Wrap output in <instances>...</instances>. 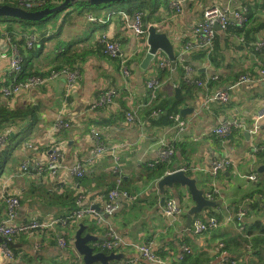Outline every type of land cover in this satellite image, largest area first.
I'll return each instance as SVG.
<instances>
[{
  "label": "crops",
  "instance_id": "crops-1",
  "mask_svg": "<svg viewBox=\"0 0 264 264\" xmlns=\"http://www.w3.org/2000/svg\"><path fill=\"white\" fill-rule=\"evenodd\" d=\"M183 5V15L174 16L169 3L144 20L146 23H159L155 26L169 35L178 58L172 78L161 81L154 94L147 88L146 80L159 77L161 68L158 58L142 65L148 52L147 35L136 37L126 29L120 17L102 23L89 21L87 14L82 22L73 17L71 23L64 24L66 16L73 10L68 8L62 13L56 28L41 33L35 51L28 56L25 54L32 71L48 73L65 55L80 53L73 56L72 67L77 68L81 76L71 89L67 88L66 78L60 77L13 99H5L0 93L2 104L18 106L32 103L40 108V120L34 132L12 152L0 176V220L6 215L3 194L20 197L21 205L14 224L63 217L78 206L97 205L96 209L101 210L116 180L117 175L112 168L117 156L123 173V190L128 191L131 197L122 199L118 210L104 214V222L95 218L82 219L80 223L88 226L84 234L92 233L100 239L107 224H111L129 241L151 244L152 250L160 256L163 253L171 255L170 251L173 254V247L179 255L181 245L186 243L184 240L189 239L186 244L193 249V253L203 251L217 255L213 264H226L219 255V243L241 232L228 218L235 217L237 208L247 195L264 187V148L253 152L256 146L264 147V117L259 123L258 133H250L254 117L264 104V81L256 78L230 89L227 103L205 104L207 92L191 85L181 90L190 99L177 101L174 89L184 75L185 63L193 65L200 78L218 75V82L212 84V91L231 86L240 74H256L264 63V51H255L250 42L264 37V0H184ZM240 5H246L249 10L251 18L247 29L243 32L235 26L227 30L216 29L215 49L209 56L203 54L201 59L194 57L196 53H180L182 45L192 37L194 24L203 18L207 8L233 9ZM129 6L112 10H128ZM84 22L97 25V28L93 33V29H86L85 35L82 33ZM61 24L64 25L58 32ZM65 25L69 29L64 34ZM103 33L122 44L121 52L129 58L128 77L122 74L120 58L103 52L100 43ZM41 57L48 60L43 61ZM10 58L9 42L0 36V88L11 81ZM160 58L168 59L163 53ZM168 67L172 70L171 63ZM110 89L116 91L113 101L92 109L94 100ZM163 103H167L168 110H171L168 114L165 111L157 116L150 115L157 107L162 108ZM184 105L193 107V111L185 117L180 113ZM126 111H133L137 121L128 122ZM59 118L70 121L71 127L54 130V123ZM230 118L239 119L246 129L236 130L226 138L213 134L215 126ZM92 126L105 144L106 151L102 155L95 153L96 144L90 133ZM247 131L250 134L248 137ZM161 141L174 144L176 153L163 169L150 176V163L158 157ZM55 146L60 147L62 158L60 167L52 174L48 169V158ZM223 157L230 158L233 167L216 177L211 176L208 172L211 161ZM26 160L31 162V166L23 171L21 164ZM37 162L41 163L42 169H35ZM78 162L84 164L87 170L83 179L71 171ZM183 167H187L190 177L198 179L200 188L206 191L219 189L218 196L214 198L218 201L217 206L206 207L202 214L195 216L201 219L210 216L219 218L221 226L216 230L195 235L185 227L186 213L176 218L165 214L157 183L167 173ZM252 172L260 174L259 184L247 179L246 176ZM165 191L168 192L166 198H176L187 209L195 204L186 187L176 184L166 186ZM65 195L70 198L72 195L74 199L68 198L62 203L58 197ZM253 216L256 217L254 220L261 218L256 214L250 215V218ZM95 223L96 229L92 228ZM79 227L30 230L17 234L12 242L15 260L6 262L0 257V264H73L77 259L84 264L74 242L66 248L58 244L60 236L73 238ZM124 253L126 259H138L137 264H152L138 257L132 249H126Z\"/></svg>",
  "mask_w": 264,
  "mask_h": 264
},
{
  "label": "built area",
  "instance_id": "built-area-1",
  "mask_svg": "<svg viewBox=\"0 0 264 264\" xmlns=\"http://www.w3.org/2000/svg\"><path fill=\"white\" fill-rule=\"evenodd\" d=\"M19 6L24 8H34L44 5L45 0H17ZM184 0H171L170 6L174 11V16L183 15L184 13ZM61 3V2H59ZM248 8L246 5H240L236 8L221 9L217 6L207 8L203 13V18L196 22L193 26L192 37H190L181 47V54L193 53L204 51L206 56H209L214 50L215 38L217 35V30L215 25L218 24L221 29L227 30L229 26H236L239 28H244L249 24V18L247 15ZM113 11L107 13L105 20L98 18L92 14L87 15V19L91 22H107L112 19ZM121 22L125 25L126 29L133 33L136 37L144 36L148 34L150 25H158L159 23H146L144 21V14L140 10L129 11L121 9L117 11ZM7 41L10 44L11 58L9 62V76L11 78L10 83L4 84L0 88V93L2 96L13 99L15 95H20L24 92L32 91L37 89L48 81L56 80L60 77H65L67 80V88L71 89L76 84V81L80 77V71L77 69L62 68L58 70H52L48 75H37L26 79L23 82H17V76L22 70L23 56L21 53V48H19L14 42L13 37L17 40L24 39L25 48L32 49L41 40V33L35 30L29 32H12L10 35L8 32L4 34ZM100 41L106 45L105 52L111 57L120 58L121 60V71L125 77L130 75V65L128 63L129 58L121 52V43L113 40L109 37L107 33H103L100 37ZM250 46L257 52L264 51V37L260 39H254L250 42ZM158 64L160 68L168 67L169 61L165 58L158 59ZM256 78L264 80V63L258 68L256 74L243 73L240 74L237 80L227 88H216L212 91V84L218 82V75H209L205 78H200L195 67L191 64H184V81L186 84L191 85L196 88H203L206 92L205 104L209 102H221L227 103L230 99V89L239 86L244 83L254 81ZM161 84V80L156 77L148 79L146 81L147 88L154 94L155 91ZM115 90L104 91L91 105L92 109L98 107H104L113 101ZM161 114V110H155L152 112L153 116ZM264 117V104L259 109L254 117V125L250 129L252 134H257L259 130V123ZM125 118L128 122H136V114L132 111L125 112ZM176 118V115L173 116ZM181 125V124H180ZM71 123L68 120H63L59 118L54 123V130L70 128ZM182 129V127H181ZM246 125L237 118H230L222 121L217 126L212 129L213 134L226 138L229 137L236 130H244ZM90 133L95 140V153L102 155L106 151L104 142L102 141L100 135L95 127L90 128ZM10 131H4L0 133V151L4 148L8 141V135ZM162 148L158 154V157L150 163V166L155 165L159 162L169 161L176 153V148L172 143L163 142ZM31 146V145H29ZM264 147L256 146L253 148V152H259ZM62 158V151L60 147L55 146L52 148L49 158H48V169L52 174H55L57 169L60 167V160ZM113 171L116 173V186L110 189L108 192L107 199L105 200L104 206L101 210L94 208L93 206H78L70 214L58 217L55 219H33L28 222H21L14 224L13 221L18 218V211L21 205L19 196H7L2 195L6 203V215L3 220H0V236L4 239L0 241V257L6 262H11L14 259V251L10 247L13 242L14 237L17 234L28 232L30 230L39 229H50L56 230L59 227H65L69 230L73 227L80 225V222L84 218H95L99 222H104V214L113 213L118 210L121 206L122 199L130 198V193L123 190L122 181L123 173L121 170V163L119 158L115 156ZM234 165L233 161L228 157H223L221 159H214L211 161L208 172L211 176L216 177L219 173L232 168ZM31 166L30 161H24L21 164V170L25 171ZM35 169H42L41 163L37 162L35 164ZM181 169L188 170L187 167ZM72 173L82 178L87 174L86 167L84 164L77 163L71 168ZM247 179L249 181L260 183L261 177L258 172H252L248 174ZM219 189L213 188L210 191L205 192V196L208 199L214 200L215 196H218ZM259 196L258 194L252 195L251 197H245L240 203L235 217L228 218L237 225V228L241 231L245 229L244 220L248 217V205L254 202L255 198ZM80 203V200H78ZM189 209V208H188ZM186 206L176 200L174 197H167L164 203V211L167 216L170 217H180L184 215L187 210ZM221 226V220L215 216H210L207 219L193 218L192 224L187 228V231L195 234L201 235L213 230H216ZM69 240V241H68ZM74 237L71 238L67 236H60L58 238V244L62 248L68 247L69 244H73ZM95 247L100 250L124 253L126 249H132L136 251L139 255L138 257L149 261L152 264H172V257L164 258L158 253L152 250L151 244H139L129 241L116 227L111 224H107L104 230V235L94 243ZM225 245L224 241L219 243V248H223ZM193 253V249L186 243L181 245V252L178 258H182L185 254ZM125 254V253H124ZM172 255V253H171ZM222 261L228 263V255L221 253ZM135 258L126 259V256L119 264H137ZM73 264H83L81 260H75ZM231 264H236V261H232Z\"/></svg>",
  "mask_w": 264,
  "mask_h": 264
},
{
  "label": "trees",
  "instance_id": "trees-1",
  "mask_svg": "<svg viewBox=\"0 0 264 264\" xmlns=\"http://www.w3.org/2000/svg\"><path fill=\"white\" fill-rule=\"evenodd\" d=\"M63 1L65 0H45L46 3L44 5H41L39 7H34V8H26V9L35 11V10H40L46 7L53 8L55 6H58V4H61ZM170 1L171 0H127L124 3H127V5H130L129 6L130 8L128 9L129 11H134V10L142 11L144 14V20H145L148 16L151 18L154 15V13L157 12L160 8L168 6ZM2 3H8L11 5L19 6L17 0H0V4ZM89 6H93V5H91L88 1H80V0L76 1L75 3L70 4V6H68L66 9L72 8L73 10L70 12L69 15L66 16V18H68L72 14H73V17L82 16L85 9L88 8ZM66 9L62 11L64 12ZM74 12H76V14ZM62 13L61 11H58L53 14H58L61 16ZM53 14H50L49 16L41 19L40 21L42 22L45 21L47 18H49ZM247 15L250 21L251 17L249 14V10L247 12ZM36 22L38 21L21 20V19L10 18V17H0V36L6 38V36L4 35L5 32H8L10 35H12V32L19 33V32L32 31V28L34 24H36ZM71 22L72 21H70V23ZM64 24H61L59 26L58 32L60 31V29H62ZM247 26L244 28H239L236 26L235 27L238 28L240 32H243L245 29L248 28ZM18 27H20L21 29H18ZM232 27L234 26H229V29H231ZM13 42L19 48H21V53L22 55H24L22 70L18 74L16 81L23 82L32 76L46 75L47 72H44V73L40 71L34 72L27 65L26 57L28 56V54L35 51V49L38 46H35L32 49H22L25 47L24 39L17 40L13 37ZM100 43L103 46V52L106 54L104 43H102L101 41ZM60 44H64V43H60ZM25 54L27 56H25ZM75 54L78 55L80 53H75ZM192 54H195L194 55L195 58L201 59L204 56L203 54H205V52L199 51V52H193ZM76 55H70V56L65 55L63 60L59 63L57 62L55 67L51 69L53 70L55 69L58 70L62 68L71 69L73 66L72 58L73 56H76ZM172 76H173L172 70L169 67H166V68L161 69L160 75L158 78L161 81H164L169 78H172ZM180 80L181 82L178 83V86L181 88V90L188 88L186 86L188 84H186V82L184 81V75ZM177 101H181V100H177ZM159 109L161 110V114H164L165 111L168 114L171 111V110H168L167 103H163L162 108L157 107V109L155 110H159ZM155 110H152L150 112V115ZM38 120H40V108L36 104L25 103V104L18 105V106H10L7 104L0 103V133H3L4 131H7V130L10 131V134L8 135V141L6 145L4 146V148L0 151V176L5 171L6 161L10 159L12 152L24 140H26L28 137L31 136V134L35 130V126ZM166 164H167V161L159 162L153 165L152 167H150L149 168L150 176H154L159 170L163 169L166 166ZM115 186H116V180L114 182V186L111 187L110 189L115 188ZM257 191L258 192L250 193L249 195L246 196V197H251L252 195L259 193V196L255 198L254 202L248 205V217L244 220L246 228L243 231L239 232L238 234L228 236V238L225 239L224 247L219 249V255L220 253H225L228 255V260H227L228 263L226 264H231L232 261L234 262L236 261V264H264V187H259ZM166 192L167 191H164V195L168 193ZM70 196L71 198L66 197L65 195L64 197L62 196L58 197V199L62 200V203H63V202H66L68 198L70 200L74 199L72 195ZM252 214H256L258 216L260 215L261 218L258 220H252L250 218V215ZM187 240L189 241V239H185L184 242L188 243ZM10 247L14 251L12 244L10 245ZM97 250H100V249H97ZM171 250L175 251L173 252L172 255H170L169 253L167 254L163 253L161 255L164 258L168 255L172 257V264H213L215 263L214 260L216 259V256H217V255H209L207 254V252H203V251H196L194 253L185 254L182 258H178L176 247L171 248ZM170 253H172V251H170Z\"/></svg>",
  "mask_w": 264,
  "mask_h": 264
},
{
  "label": "water",
  "instance_id": "water-1",
  "mask_svg": "<svg viewBox=\"0 0 264 264\" xmlns=\"http://www.w3.org/2000/svg\"><path fill=\"white\" fill-rule=\"evenodd\" d=\"M79 0H65L58 6L53 8L46 7L40 10H27L26 8L11 5L8 3L0 4V17H10L17 18L21 20H30V21H40L41 19L49 16L58 11H62L66 9L70 4L75 3ZM80 1H88L93 6L99 5H110L112 3H120L125 2L127 0H80ZM216 29H221V27L216 24ZM148 44V52L146 57L142 63V65H148L150 61L155 60L157 57L161 56V53L168 57V60L171 62L172 71L175 73L176 69V52L174 49V45L166 32L160 31L157 26L150 25L147 37ZM175 99L182 100L183 98L190 99V96H186L182 93L181 88L176 86L175 89ZM193 111V107L189 105H184L180 109V113L182 116H186L188 113ZM246 136H250L249 132H246ZM197 178L190 177L186 170L177 169L170 173L164 175L157 183L159 192L161 195V205H164L166 195H164V191L166 186L173 187L176 184L181 185L182 187H186L191 195V198L195 202L186 212V224L185 227H190L193 221V218L202 214L206 207H216L218 201L211 200L206 198L205 188H200L197 185ZM97 206V205H96ZM93 206L94 208H98V206ZM256 218L252 217V220ZM80 227L77 229L74 236V245L78 254L82 257L84 264H111L113 261H121L125 258L124 253H115L110 252L107 253L102 250H97L96 247L93 246L92 243L96 242L99 238L92 233L84 234L85 229L88 227L83 223H80ZM92 228L96 229V223L92 225ZM4 239L0 236V241Z\"/></svg>",
  "mask_w": 264,
  "mask_h": 264
},
{
  "label": "rangeland",
  "instance_id": "rangeland-1",
  "mask_svg": "<svg viewBox=\"0 0 264 264\" xmlns=\"http://www.w3.org/2000/svg\"><path fill=\"white\" fill-rule=\"evenodd\" d=\"M124 6H127V3H124V2H120V3H114V4H112V5H105V4H103V5H99V6H89L88 8H86L85 9V11H84V13H83V16H80V17H78V22H82L83 20H85V17H86V15L87 14H92V15H94V16H97L98 18H100V19H102V20H105L106 19V17H107V13L109 12V11H113L112 9H119V8H122V7H124ZM67 10V9H66ZM117 11L118 10H114V13H113V17H112V19L113 18H116V17H119L118 16V13H117ZM63 11H61V13H62ZM75 14H76V12H74ZM72 17H73V14L72 15H70L68 18H66L65 19V23H68V22H70V21H73V19H72ZM81 17H82V19H81ZM60 19H61V16L60 15H58V14H53L52 16H50L49 18H47L45 21H38V22H36V24H34V26H33V28H32V30H35L36 32H38V33H45L46 31H48V30H51V29H54V28H56L57 27V25L60 23ZM72 19V20H71ZM85 24H83L84 25V28L82 29V33L83 34H87V31H86V29H88V30H91V29H93L91 32L93 33L95 30V28H97L94 24H92V23H86V22H84ZM79 25H81V24H79ZM69 28H68V26L67 25H65L64 26V29H63V33L65 34V32L68 30ZM147 37H148V34H147ZM55 39H57V41L59 40V38H55ZM47 46H48V48H50V46H49V44H47ZM214 49H215V46H214ZM213 49V50H214ZM43 56H46V55H43ZM161 57V56H160ZM160 57H157L158 59H160ZM41 59L43 60V61H47L48 60V58H44V57H41ZM168 60V59H167ZM169 61V60H168ZM177 61H178V58H177V55H176V63H177ZM169 63H171L170 61H169ZM159 65V64H158ZM160 68V67H159ZM161 69H163V68H161ZM81 76V75H80ZM147 81V80H146ZM264 81V80H263ZM115 93H116V91H114ZM133 112V111H132ZM172 116H174V115H172ZM251 133V132H250ZM18 149H20V148H18ZM15 260V254H14V259L11 261V262H13ZM115 262H118V263H120V261H115ZM117 263V264H118ZM113 264H116V263H113Z\"/></svg>",
  "mask_w": 264,
  "mask_h": 264
},
{
  "label": "bare ground",
  "instance_id": "bare-ground-1",
  "mask_svg": "<svg viewBox=\"0 0 264 264\" xmlns=\"http://www.w3.org/2000/svg\"><path fill=\"white\" fill-rule=\"evenodd\" d=\"M105 49H106V45H105ZM106 54H107V53H106ZM110 56H111V55H110ZM71 69H77V68L72 67ZM52 70H53V69H52ZM52 70H51L50 72H48L46 75L50 74V73L52 72ZM16 96H18V95H15L14 97H16ZM5 99H8V98L5 97Z\"/></svg>",
  "mask_w": 264,
  "mask_h": 264
}]
</instances>
